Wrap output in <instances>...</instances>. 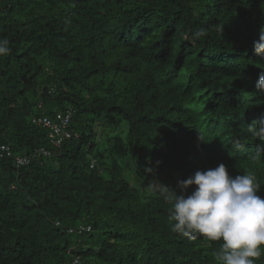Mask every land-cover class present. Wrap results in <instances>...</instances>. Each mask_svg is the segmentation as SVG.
<instances>
[{
	"label": "trees",
	"instance_id": "16d2710c",
	"mask_svg": "<svg viewBox=\"0 0 264 264\" xmlns=\"http://www.w3.org/2000/svg\"><path fill=\"white\" fill-rule=\"evenodd\" d=\"M262 28L264 0H0V264H214L161 187L223 163L264 198L238 128L264 115ZM58 115L55 146L32 120Z\"/></svg>",
	"mask_w": 264,
	"mask_h": 264
},
{
	"label": "clouds",
	"instance_id": "9594fccd",
	"mask_svg": "<svg viewBox=\"0 0 264 264\" xmlns=\"http://www.w3.org/2000/svg\"><path fill=\"white\" fill-rule=\"evenodd\" d=\"M203 34V30L195 33ZM9 43L6 38L0 39V56L8 54ZM253 50L264 56V28L258 40L253 41ZM255 89L258 96H264V71L259 74ZM245 118L240 119L238 128L247 138L251 135L257 140L259 152L255 158L264 164V115H256L251 124L244 122ZM177 184L180 195L161 187L165 199L172 203L171 231L190 240L203 237L220 242L214 252V264H255L264 249V198L257 194L261 184L255 175L232 177L221 163L205 171L196 170ZM189 188L193 189L191 194L185 195ZM72 264H79V258Z\"/></svg>",
	"mask_w": 264,
	"mask_h": 264
},
{
	"label": "built area",
	"instance_id": "2783aa9c",
	"mask_svg": "<svg viewBox=\"0 0 264 264\" xmlns=\"http://www.w3.org/2000/svg\"><path fill=\"white\" fill-rule=\"evenodd\" d=\"M68 120L69 116L62 117L58 115V122H52L51 120L45 117L34 118L32 122L39 126L49 129L48 137L50 139V142L55 146H59L64 140L70 138L69 133L65 131V128L68 124ZM43 153L47 155V152L43 151ZM16 162L18 166H24L28 163L27 159L25 158H16Z\"/></svg>",
	"mask_w": 264,
	"mask_h": 264
}]
</instances>
